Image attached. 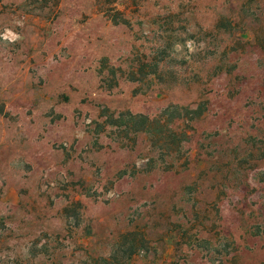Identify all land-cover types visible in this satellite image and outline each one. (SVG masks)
Masks as SVG:
<instances>
[{
    "label": "rangeland",
    "instance_id": "374dc122",
    "mask_svg": "<svg viewBox=\"0 0 264 264\" xmlns=\"http://www.w3.org/2000/svg\"><path fill=\"white\" fill-rule=\"evenodd\" d=\"M0 264H264V0H0Z\"/></svg>",
    "mask_w": 264,
    "mask_h": 264
}]
</instances>
